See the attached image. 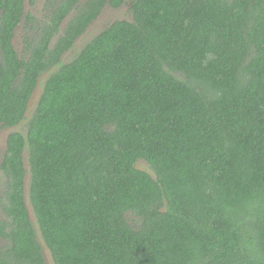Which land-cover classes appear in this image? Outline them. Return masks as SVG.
<instances>
[{
  "label": "trees",
  "instance_id": "16d2710c",
  "mask_svg": "<svg viewBox=\"0 0 264 264\" xmlns=\"http://www.w3.org/2000/svg\"><path fill=\"white\" fill-rule=\"evenodd\" d=\"M49 4L0 0V264H264V0Z\"/></svg>",
  "mask_w": 264,
  "mask_h": 264
},
{
  "label": "rangeland",
  "instance_id": "374dc122",
  "mask_svg": "<svg viewBox=\"0 0 264 264\" xmlns=\"http://www.w3.org/2000/svg\"><path fill=\"white\" fill-rule=\"evenodd\" d=\"M38 1H40L39 2L40 4H37V5L35 4L33 6L29 5V3H28L26 5V10L30 9L33 11V13L36 11L35 15H37L38 17L39 16L41 17L43 15V13H45V12H51L52 11L51 8L47 9L48 5L46 3V0H38ZM126 9H127V7L125 4H123L120 8H116V9L111 8L108 5L104 6L101 13L95 19V21L86 29V31L82 35L77 37V39H76L77 42L74 44L73 48L70 50H67L65 53H63L61 58H63L64 61H67L70 57L74 56L75 53L83 46V43L88 41L92 37V35H94L99 29L103 28L110 20L111 21L114 20L115 17H117V16L128 17V15L125 13ZM70 16H71L70 14L68 16H66L64 18L62 24L64 22H68L71 18ZM65 24L66 23H64L63 25H65ZM19 25H18V29H16L14 31V37L12 40V44H13L14 48L20 53L23 50L24 45H25V43L23 41V37L25 34L27 35V33H29V29H27V30L25 29L27 32L26 33L23 26L22 25L19 26ZM33 29L30 28V33L34 32ZM38 89L39 88H36L34 90L33 97L29 101L30 105L32 103V106L37 101V96L40 93V91ZM21 126H22V123L15 125L16 128H21ZM15 127H13L12 129L8 128V131L10 132L11 130H14ZM1 131H2V133H4L3 127L0 128V132ZM3 137H5V136H3ZM138 165L141 168H147L148 169V166L144 161H139ZM2 184H3V180L0 181V189H1ZM0 193H1V191H0ZM28 208H29V206H28Z\"/></svg>",
  "mask_w": 264,
  "mask_h": 264
},
{
  "label": "flooded vegetation",
  "instance_id": "af4514ba",
  "mask_svg": "<svg viewBox=\"0 0 264 264\" xmlns=\"http://www.w3.org/2000/svg\"><path fill=\"white\" fill-rule=\"evenodd\" d=\"M52 0H46V3H47V5H48V7L47 8H49V6L51 7V6H55V5H50L49 3L51 2ZM40 1H38V0H33V2L32 3H29L28 2V0H25V13H27V12H30L36 19H41V20H43V15H45L46 13H48V12H45V13H43V15L40 17H38L37 15H35V13H36V11L33 13V11L32 10H30V9H27L26 10V5L29 3V5H31V6H33V5H37V4H40L39 3ZM52 10V9H51ZM52 12V11H51ZM86 31V30H85ZM83 34V33H82ZM81 34V35H82ZM80 36V35H79ZM78 36V37H79ZM77 39V38H76ZM77 42V40L74 42V44ZM33 97V96H32ZM8 128L9 127H6V128H3V130H4V133H2V131L0 132V154L1 155H3L4 154V150L6 149V147H7V144H6V138H7V136H8V134H9V131H8ZM19 128H17V129H15L14 131H16V130H18ZM3 136H5V137H3ZM1 157V156H0Z\"/></svg>",
  "mask_w": 264,
  "mask_h": 264
},
{
  "label": "water",
  "instance_id": "95a60500",
  "mask_svg": "<svg viewBox=\"0 0 264 264\" xmlns=\"http://www.w3.org/2000/svg\"><path fill=\"white\" fill-rule=\"evenodd\" d=\"M29 211H30V209H29Z\"/></svg>",
  "mask_w": 264,
  "mask_h": 264
}]
</instances>
